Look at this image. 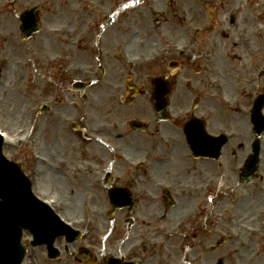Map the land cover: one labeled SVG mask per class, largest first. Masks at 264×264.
<instances>
[{
  "label": "flooded vegetation",
  "instance_id": "flooded-vegetation-1",
  "mask_svg": "<svg viewBox=\"0 0 264 264\" xmlns=\"http://www.w3.org/2000/svg\"><path fill=\"white\" fill-rule=\"evenodd\" d=\"M183 2L15 0L13 5L17 9L35 11L42 34L35 47L41 61L38 77L44 83L41 97L52 99L54 110L44 116L41 126L44 131L53 128L60 133L62 151L69 155L71 164L78 165L75 170L83 173V185L90 191H95V180L106 188L107 197L104 180L111 181V188L131 189L137 179L148 178L155 207L139 208L138 212L152 220L150 233L157 232L159 222L168 220L176 203L186 202L185 208L191 205L187 212L196 210L182 234L167 240L149 257L150 264H264V133L259 138L255 133L254 96L247 103H237L236 106L245 105L246 110L232 109V116L224 123L221 105L206 98L212 96V82L218 78L217 62L225 60L222 52L239 46L233 38L237 37L236 30L246 35L240 45L250 47L248 57L261 54V48L249 42L250 29L246 24L249 22L253 28V19L264 15V0H202L205 15L196 16L193 23L191 14L199 10ZM200 17L202 21L195 23ZM177 47H182V55L176 54ZM217 51L221 52L219 58L214 56ZM22 52V44L16 45L11 56L21 60ZM134 56L141 62L129 65ZM157 56L152 65L143 64ZM51 60L53 64L47 66L46 61ZM260 66L264 67L261 55L254 68ZM64 71L69 74L74 71L76 77L68 79ZM91 73L98 78L96 86H82L79 82H84V77ZM234 73L247 85L250 96L254 91L257 95L264 94V71L260 75L253 70ZM163 89L169 96L168 121L158 120V105L153 101V96ZM141 97L146 102H141ZM110 99L126 117L118 128L111 129L103 121L95 124L98 116L91 109L83 115L88 123L73 126L75 136L64 133L60 127L66 125L64 121L70 116L61 104L73 107L81 102L85 103L84 108L94 104L105 110ZM142 107L138 114V108ZM49 115L52 117L49 122H53L47 124ZM126 121L127 127L123 126ZM132 121L138 122L137 130L129 125ZM87 124L93 126L88 129ZM223 131L229 133V140L217 159L216 145L206 137L218 136ZM134 132L146 134L139 142L136 139L137 145L145 146V141L152 145L142 150L140 156L151 158V166L144 173L126 165L120 166L125 168L121 172L113 166V158L118 154L114 149L125 152L120 139L136 137ZM77 137L87 139L97 150L94 146L87 150ZM104 140H111V149ZM180 172L193 174L196 179H182ZM114 173L115 178L111 177ZM165 186H173L195 198H174L170 202L158 189ZM96 195L100 201L99 193ZM91 203L94 224L87 237L69 242L66 237L57 236L50 247L45 243L32 247V233L25 232L28 253L23 264H108L107 251L119 247L128 252L125 253L128 260L139 257L131 244L110 237L105 207L94 209Z\"/></svg>",
  "mask_w": 264,
  "mask_h": 264
},
{
  "label": "rangeland",
  "instance_id": "rangeland-1",
  "mask_svg": "<svg viewBox=\"0 0 264 264\" xmlns=\"http://www.w3.org/2000/svg\"><path fill=\"white\" fill-rule=\"evenodd\" d=\"M200 1H202V0H185V2H183V3H185L186 6L190 7L193 5V6H196L197 9L199 10V12L197 11V13L191 14L192 23H193V19L196 16L205 15L202 12V4L200 3ZM5 6H6L5 12L9 15V18H10L9 28H10V30H14V32H15L14 36L16 35L15 39H12L11 42H14V40L19 41V37H17L19 34V31H17L18 22L16 21L17 18L16 19L14 18V16H17V14L15 13V10L17 12V9L12 8L11 6H8V7H7V5H5ZM192 15H195V16L192 17ZM0 17H1V15H0ZM201 21H202V17H200V20H196L195 23L201 22ZM253 21H255L253 28L251 27V24L249 22L246 24L248 26V28L250 29L248 39H249V42H252V44L255 47H257L259 49L261 48L260 49V51H261L260 55L264 56V22H262L259 17H258V20H256L254 18ZM15 23L17 24L16 28H15ZM261 26H263L262 29H260ZM0 28H1V24H0ZM245 36L246 35H242V37H245ZM37 37H38L37 42H39L40 36H37ZM37 37L33 38V40L30 42V44L29 43L23 44V46H25L24 47V57L25 58L30 57V54L32 53L33 48L36 46L35 41H36ZM8 41L9 42L7 44L8 45L7 47L9 48V46H10V49L12 51L13 45L17 44L18 41L16 43H13L12 46L9 45L10 44V38ZM150 44H152V43H149L147 45H150ZM239 50H240V53L244 56H245V54H247V56L250 55V52L248 51V50H250V47H247V48L239 47ZM0 54H3V53H1V48H0ZM3 55H5V54H3ZM31 60H32L31 62H28L26 64V69H23V65L25 66V64H23V62L15 61L13 67L12 68L10 67L11 71L9 73L8 72L5 73V75H4L7 78V82L4 85H2L0 83V95L1 96L5 95V97L7 95L10 96V98L12 99V102L13 103L16 102L19 105L22 113L24 114L23 119H17L15 117V120H14V119L10 118V113L8 115L4 114L3 113L4 112L3 107L0 106V111L3 110V112L0 114V124L1 123H9L10 126L12 127V131L14 133L22 131V129L25 127V125L28 121V119H27L28 118L27 117L28 111L31 108H33L35 106V104H37V103L39 104V102L41 100V99H39V100L36 99L37 97L33 93L35 88L37 86H40L39 80L36 78L37 77V66H36V64H37L38 60H37V58H35V56H33ZM222 61H225V60H222ZM235 62L238 63L239 61L233 60L231 62L232 63L231 68L234 70L232 73H231V71H232L231 68H226V66H219L218 67V73H219L218 78H220L223 81L224 80L227 81V83H228L227 85H229V90L232 91L230 93L231 97H233L235 95V93H233V90L235 91L234 87L236 86L235 82L241 81V79L237 78L236 74L234 73L235 72ZM220 65H221V63H220ZM21 71H23V72H21ZM139 100L141 102H143V101L146 102V98H144V97H141ZM209 102H212V101H209ZM75 104L76 105H74L73 107H71L70 105L61 104V107H62V109L64 108L65 110L69 111V114H70L69 119L76 121L77 124H79V125L81 123H83V125L88 123V122H86L87 120H85V117L83 115L85 114V112L87 113L90 109L93 111V113H95L98 116L95 119V124L97 121H103V123L110 124L108 121H110L112 117H115L117 119V122H116L117 124H120L124 119H126L125 115L120 113V109L117 106V104L114 103V101L109 102L108 106L106 105V107L104 108L105 110L99 109V107H96L94 104L93 105L92 104L87 105L85 108H84L85 103H84V105L81 102H78V103L76 102ZM110 107H111L110 112L112 114L109 112V115L107 117L106 112L108 109H110ZM143 109H144V107L138 108V110H137L138 114L141 111H143ZM221 119H223V123L225 122V120H228V119H224V118H221ZM50 120H52V117L49 115L45 121H47V124H49V123L53 122V121L49 122ZM12 122H13V124H12ZM57 126L59 127V125H57ZM90 126L92 127L93 125H88L87 128L90 129ZM60 127H63L64 133L71 135V136H73V135L75 136L73 129L68 124L67 125L61 124ZM106 131L109 132L108 130H106ZM131 134H133V133H131ZM46 135L48 136V132L46 133ZM133 135H136V137L131 135L132 137L123 138L122 140H120L119 144L121 145V147L123 148V150L125 152H127L134 159H136V158L140 157L144 153V151L148 149V147L152 148V145L148 141L147 142L145 141V144H146L145 146L137 145L138 144L137 140L139 142L140 141L139 139H141L140 137L141 136L143 137L146 134L134 132ZM44 137H45L44 133L42 132L41 139L43 140ZM49 138L52 139V141L55 143V147H56L57 138H58L57 131L52 130L50 132ZM77 141L79 143L81 142V144L83 143L87 150H91L93 148V146H94V149L97 150V148H95V145H92L90 143V141H88L87 139H84V138L82 139V138L77 137ZM44 144H46V143H44ZM32 145H33V141L30 140V143L26 147H31ZM4 150H5L6 154H9L13 160L25 159V161L27 162L26 170H27V173L29 172L30 160L28 159V156H27L28 154H27L26 149L19 151V153L16 151H13V150L12 151L8 150V149H4ZM142 150H144V151H142ZM52 153L54 154L55 151H53ZM66 153H67V151H66ZM46 154L49 155L50 153H46ZM58 157L59 158H61V157L62 158L67 157L68 158V156L62 152L61 146H58V154H57V156L54 157V159L56 160V159H58ZM113 162H114V160H113ZM114 165L118 168V170H120L121 172H124L125 168L120 167V165L118 163H115ZM57 172H58V170H57ZM180 173L182 174V179H190V180L192 178L196 179V176L193 174L184 175L183 172H180ZM62 174H64L65 178H67L68 177L67 169L64 172H59V174H57L58 176H60L61 183L64 181L63 179H65ZM209 175H211V174H207V176H209ZM206 177L201 178V179L204 180ZM37 182H38V179L36 178V184H37ZM42 186H43L42 184L38 185L37 187H36V185H34L33 188H34V190H36V189L39 190V189H41ZM71 187L73 188V191L68 190V188H66V187L64 189H60L59 187H56L55 184L54 185L48 184L45 187L43 186V188L45 189V190L44 189L43 190L48 191L47 193H49V194L53 193V195L58 196L59 198L61 197L64 200H70V199L75 198L76 194L78 192H80V189H82L81 185H79V186L75 185V186H71ZM94 187H95L94 188L95 190L98 189L97 191L100 195V201L98 199V196L96 195L94 198V201L91 203L90 201L93 200V198L92 199L90 198L89 191H87L86 201L90 202L91 205H94V208L100 207V208L104 209V207H105V209L107 210L108 207L105 204V198H106L105 197V188L100 186V183L97 180H95V182H94ZM143 187L146 188V184H144ZM82 190H85V189H82ZM84 200H85V197H82V194H81V197L79 199L78 204L75 205V208H73L74 206L73 207L69 206L66 214H68V215L73 214V213L74 214L78 213L79 215L82 214L81 213V207L84 204ZM97 200L99 201V203ZM85 207H91V206L89 204H87V206H85ZM153 207H155V206H153ZM182 211H184V210L182 209ZM179 214H180V212H178L176 214L175 211H173V214L170 215L168 220L161 221V223H163V222L164 223H167V222L171 223L177 217H179ZM106 216H107V214H106ZM105 222L107 223L108 226L110 225L107 217H106ZM147 223H148L147 225L150 226L149 223H152V220H149Z\"/></svg>",
  "mask_w": 264,
  "mask_h": 264
},
{
  "label": "water",
  "instance_id": "water-1",
  "mask_svg": "<svg viewBox=\"0 0 264 264\" xmlns=\"http://www.w3.org/2000/svg\"><path fill=\"white\" fill-rule=\"evenodd\" d=\"M0 158V198L3 199L0 200V231L9 232L15 226L18 227L22 223V220L25 219L22 210L25 204L28 207L30 217L37 214L38 216L42 215L43 208L34 199L30 198L28 193L29 182L19 167L17 165H9L1 155ZM15 215L16 217H10ZM32 223L33 221L28 217V222L25 225L31 228ZM52 225L57 230L62 229L54 220L52 221ZM0 240H2L1 236ZM4 246L6 245L0 244V248L3 249ZM1 264H8V261L3 259Z\"/></svg>",
  "mask_w": 264,
  "mask_h": 264
},
{
  "label": "bare ground",
  "instance_id": "bare-ground-1",
  "mask_svg": "<svg viewBox=\"0 0 264 264\" xmlns=\"http://www.w3.org/2000/svg\"><path fill=\"white\" fill-rule=\"evenodd\" d=\"M3 2L4 1H0V24H1V28H0V34H1V38L5 41L8 40V37L11 35V30L9 28V24H10V18L9 15L5 12V7H3ZM255 49H253V53H255ZM224 66H226V68H229L228 64H224ZM7 82V78L4 77L2 79V85H4ZM0 106L3 107L4 110V114H9L10 113V118L15 120V117L17 119H23L24 114L22 113L19 105L16 102H12V99L10 98V96H6L0 95ZM41 131V130H40ZM52 146H55V143L53 141H51L50 143L47 144V148H51ZM41 167V171L40 174L42 177L40 178V181L38 184H43V186H47L49 185H53V184H57L58 187H60L61 189L63 188L62 183H61V179L60 176L55 175L49 171H45L43 169L44 165L40 164ZM84 186V185H83ZM72 204L77 203L78 201H76L75 198L71 199Z\"/></svg>",
  "mask_w": 264,
  "mask_h": 264
}]
</instances>
